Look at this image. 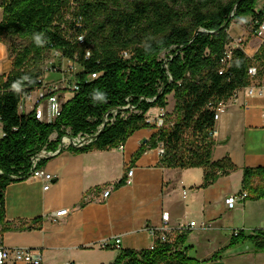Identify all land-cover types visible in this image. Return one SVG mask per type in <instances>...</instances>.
I'll return each mask as SVG.
<instances>
[{
    "label": "trees",
    "instance_id": "obj_1",
    "mask_svg": "<svg viewBox=\"0 0 264 264\" xmlns=\"http://www.w3.org/2000/svg\"><path fill=\"white\" fill-rule=\"evenodd\" d=\"M258 0H0V42L12 61V70L0 76V228L4 234L39 230L42 219L16 228L4 220V191L14 181L29 177L31 159L41 151L55 152L64 131L97 137L72 154L117 149L141 130L152 109L165 110L174 98L175 120L164 123L140 145L131 162L148 149L160 148L157 167L200 168V188L235 170L228 158L214 162V108L253 80L264 79V42L252 58L240 48L230 51L228 28L250 17L254 32L264 21ZM71 21L66 23V18ZM66 31V33H65ZM80 39L82 40L80 42ZM48 51H58L77 66V91L61 105L51 123L35 112H18L22 95L40 86V68ZM165 52L164 59L161 55ZM124 53L127 56H124ZM256 69L250 77L249 71ZM92 74H99L90 80ZM107 119V122H105ZM53 134L57 139L50 140ZM186 136L188 138H186ZM48 159H41L37 168ZM258 179L257 185H254ZM126 185L122 178L114 189ZM241 187L250 200L264 198V168L244 169ZM83 203L79 204V208ZM189 230L154 239L149 249L119 250L113 264H200L187 246ZM248 241L264 252V230L231 237L224 250ZM215 253L207 262L217 260Z\"/></svg>",
    "mask_w": 264,
    "mask_h": 264
},
{
    "label": "crops",
    "instance_id": "obj_2",
    "mask_svg": "<svg viewBox=\"0 0 264 264\" xmlns=\"http://www.w3.org/2000/svg\"><path fill=\"white\" fill-rule=\"evenodd\" d=\"M11 70L7 48L0 42V76ZM248 89H254L252 97H247ZM214 132L212 160L228 158L235 170L207 188H200L204 174L200 168L157 167V149L132 163L138 149L134 137L123 144V151L117 148L72 154L64 149L47 158L39 169L54 178L47 190L41 180L29 177L11 182L4 191L5 222L16 228L32 225L40 218L41 228L12 229L3 234L5 245L38 249L42 264H109L115 252L100 248L105 241L120 238L117 250L149 249L154 242L149 230L159 229L164 220L170 237L194 222L186 245L192 247L190 252L202 251L197 259L200 264H255L264 253L253 255L247 250L232 255L233 247L224 248L233 230L250 235L263 229L264 198L253 201L247 194V199L233 209H228L224 200L247 193L241 187L244 169L264 168V86L242 89L229 99ZM129 169L133 171L130 184L114 189L117 182L126 179ZM108 188L111 194L104 199ZM61 209L68 214L55 218L53 215ZM203 226L211 229L204 230ZM215 253H220L219 258L207 262Z\"/></svg>",
    "mask_w": 264,
    "mask_h": 264
},
{
    "label": "built area",
    "instance_id": "obj_3",
    "mask_svg": "<svg viewBox=\"0 0 264 264\" xmlns=\"http://www.w3.org/2000/svg\"><path fill=\"white\" fill-rule=\"evenodd\" d=\"M261 10L264 13V3L262 5ZM254 33L258 37L263 35L264 21ZM81 41L82 40L80 39V42ZM51 52L55 57L61 58L64 62L62 67L59 68L57 66H52L53 71L51 70L52 72L60 73L61 78L56 82L44 83L42 77L39 80L40 86L36 88L33 92L22 95L18 103V112L20 114H27L31 111H34L36 119L44 123L53 122L60 114L61 105L66 101L70 100L78 89L75 81V74L77 72L76 64L73 61L63 59L61 53L58 51H51ZM124 56H127V54L124 53ZM229 59H230V52L229 53L227 52L226 60ZM252 72L253 69L249 71L250 74ZM98 76L99 74H92L89 77V79L93 80L96 79ZM253 91L254 89H248L246 94L247 97H252ZM236 94H234L233 97ZM28 103L31 104L30 107L27 106ZM226 103L227 101L220 102L215 106L213 110L215 124L218 122L221 114H223L224 111L226 110ZM50 116H52L51 119ZM158 120L160 121V119ZM105 122H107V119H105ZM147 122L150 123L151 125H154V122L148 117H147ZM209 135L211 138L215 135L214 128ZM92 136L93 135L84 138H77V139H69V138L63 139L58 149L55 152H48L46 150L41 151L39 154H37L35 157L31 159V170L29 173V177L33 179L41 180L44 183L43 189L47 190L49 186L53 183L54 178L50 174H47L39 170V168H37L38 162L41 159H46L51 156H55L59 154L62 150L65 149L64 147L65 143H68V146H72L75 148H81L83 146H86L91 142H93V140L91 139ZM118 149L119 151H123L124 145H120ZM161 152H162L161 149L158 148L157 149L158 156H160ZM132 174H133L132 169H129L127 171V175L125 179L126 184H130ZM111 191H112L111 188L105 190L103 193V198L104 199L107 198L111 194ZM247 197H248L247 193H241L239 195H230L225 198L224 204L227 206L228 209H233L238 203H241L242 201L246 200ZM67 214H68L67 210L61 209L60 211L56 212L53 216L55 218H61V217H65ZM193 227H195V223L191 222L181 230L185 231L192 229ZM202 229L210 230L211 228L210 226L207 227L203 226ZM262 230H264V227ZM149 231L151 235L154 237V239H156L157 237V239H159L161 242H166L169 236L171 235V230H169L166 220L163 221V225L159 229L157 230L150 229ZM240 232H244V230H233L232 236L235 237ZM119 245H120V238H115L111 241V243L109 241H105L101 243L100 248L119 249ZM0 264H42V254L38 249L7 247L4 243L3 233L1 232V228H0Z\"/></svg>",
    "mask_w": 264,
    "mask_h": 264
},
{
    "label": "rangeland",
    "instance_id": "obj_4",
    "mask_svg": "<svg viewBox=\"0 0 264 264\" xmlns=\"http://www.w3.org/2000/svg\"><path fill=\"white\" fill-rule=\"evenodd\" d=\"M263 3H264V0H258L257 7L255 8L256 12H259L262 9ZM66 21H67L66 23H69L71 21V17L68 16L66 18ZM65 33H66V31H65ZM228 34L231 37L232 42L227 46V52L229 53L234 48H240L250 58H252L254 56V54L257 52L259 47L264 42V33L260 37L255 35L254 26H253V23H252L250 17L242 18L238 21H233L228 28ZM166 54L168 56V52H165L161 55V59H164ZM63 64H64V62L61 58L55 57L51 51L46 52L45 53V59L40 66V68L42 70V74H43L42 76H43L44 83H52V82H56L57 80H59L61 78V74L57 73V72H52L53 71L52 66H57L60 68L63 66ZM255 75H256V69L254 68L253 72L250 74V77L252 78ZM262 86H264V79L262 81H259L256 79V80H253L251 82L249 87H262ZM27 106L30 107L31 104L28 103ZM146 117H148L149 119H151L154 122V126H153L154 129H146V130H141L139 132H135L128 139V141L134 139L133 142L138 143V144H136L138 147L140 145H142L144 142L148 141L150 136L163 123L167 126H171V124L174 122L175 113H174V98H173V96L169 95L167 97V107L165 108L164 111L160 110V111L156 112L155 109H152L147 113ZM51 118H52V116H50V119ZM158 119H160V121ZM45 120H47V119H45ZM1 135H2V131L0 129V138H1ZM87 136H91V135L78 134L76 136H73L72 133L70 132V130L66 129L64 131V136L60 139L59 145L61 144L63 139H67V138L77 139V138H84ZM132 137H134V138L131 139ZM186 138H188V137L186 136ZM56 139H57V134H53L50 138V140H52V141H54ZM64 147L66 149L70 146H68V143H65ZM149 151H151V149H148L146 152H149ZM257 181H258V179H255L254 185H257V183H258ZM210 249H211V247L209 249L206 248V251L210 250ZM247 250H248V252L250 251L253 255H258V254L264 253V252L255 251L253 246L248 241H245V242L240 243L239 245L233 247V252L231 254L232 255L243 254V253H246ZM113 252H115L114 258L109 264L114 263L117 255L119 253V250L113 249ZM200 252L202 254V251H199L197 249L196 252H190V256L192 258L195 257L196 259H198L200 256ZM254 262H255V264H260V263L264 264V258L261 259V257H259Z\"/></svg>",
    "mask_w": 264,
    "mask_h": 264
},
{
    "label": "water",
    "instance_id": "obj_5",
    "mask_svg": "<svg viewBox=\"0 0 264 264\" xmlns=\"http://www.w3.org/2000/svg\"><path fill=\"white\" fill-rule=\"evenodd\" d=\"M97 134H98V133H97ZM97 134L93 135V136L91 137V139H92V140H95V138L97 137Z\"/></svg>",
    "mask_w": 264,
    "mask_h": 264
}]
</instances>
